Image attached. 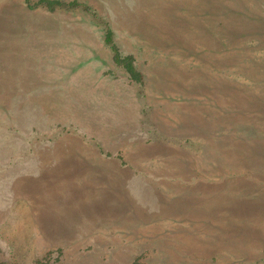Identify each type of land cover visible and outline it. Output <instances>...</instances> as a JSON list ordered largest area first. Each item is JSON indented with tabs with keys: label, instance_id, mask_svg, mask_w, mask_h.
Wrapping results in <instances>:
<instances>
[{
	"label": "rangeland",
	"instance_id": "1",
	"mask_svg": "<svg viewBox=\"0 0 264 264\" xmlns=\"http://www.w3.org/2000/svg\"><path fill=\"white\" fill-rule=\"evenodd\" d=\"M38 1L0 0V264H264V0Z\"/></svg>",
	"mask_w": 264,
	"mask_h": 264
},
{
	"label": "trees",
	"instance_id": "2",
	"mask_svg": "<svg viewBox=\"0 0 264 264\" xmlns=\"http://www.w3.org/2000/svg\"><path fill=\"white\" fill-rule=\"evenodd\" d=\"M26 2H29V0H25ZM58 0H39L35 3V5H43L48 8H53L54 6L61 4ZM105 41L110 43L111 42V33L110 31H107L105 34ZM113 51H114V61L117 65L123 66L126 71L131 75V78L137 79L139 78V72L136 70V68L133 65V60L131 56H125L122 57L116 50L115 46L112 45ZM137 81V80H136ZM37 264H48L46 262L39 261Z\"/></svg>",
	"mask_w": 264,
	"mask_h": 264
}]
</instances>
